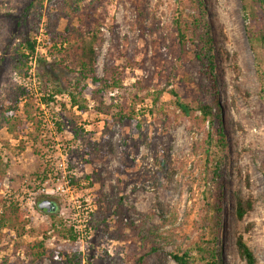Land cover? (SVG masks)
I'll list each match as a JSON object with an SVG mask.
<instances>
[{
	"label": "rangeland",
	"instance_id": "1",
	"mask_svg": "<svg viewBox=\"0 0 264 264\" xmlns=\"http://www.w3.org/2000/svg\"><path fill=\"white\" fill-rule=\"evenodd\" d=\"M73 1L0 0V156L5 169L0 196L18 204L27 224L23 233L0 232V264H52L49 254L56 250H77L81 264H128L126 243L111 237L118 227L113 210L119 201L128 212L125 226L150 214L145 226L160 234L168 229L160 216L175 214L178 245L193 239L208 190L200 177H209L199 149L207 133L218 130L216 120L201 122L195 108L199 98L211 102L199 90L209 80L206 56L213 58L225 139V147L214 153L221 166L219 260L247 264L235 244L243 235L258 264H264V97L256 72L264 51L248 32L256 24L252 15L264 23V0H198L200 5L196 0H83L78 14L71 10ZM29 4L30 15L21 20ZM49 15L60 34L84 22L98 35L95 74L102 82H81L92 90L78 98L83 108L73 106L69 94L76 92V74L56 65L52 73L66 82L57 94L40 74V58L54 64L61 59L49 53L53 43L44 28ZM178 17L200 21L191 27L194 44L186 48L177 41ZM96 20L99 26L92 23ZM24 37L34 39L37 50L30 54L27 75L12 66ZM114 80L121 85L114 87ZM23 89L31 95L33 119L24 110ZM178 101L189 106L188 114ZM131 108L138 131L130 120L116 119ZM43 198L56 202L55 213L38 208ZM238 198L253 202L242 220L236 214ZM99 212L106 213L108 235L90 221ZM62 228L73 230L74 244L58 233ZM39 241L48 254L35 259L29 249ZM175 248H164L149 264H176L170 257Z\"/></svg>",
	"mask_w": 264,
	"mask_h": 264
},
{
	"label": "trees",
	"instance_id": "2",
	"mask_svg": "<svg viewBox=\"0 0 264 264\" xmlns=\"http://www.w3.org/2000/svg\"><path fill=\"white\" fill-rule=\"evenodd\" d=\"M198 0H196L197 2ZM83 0H74L71 3V10L74 14L81 12L80 5ZM135 3L136 1L133 0ZM200 5L201 1L197 2ZM32 4L24 10L25 14L21 17V20H26L30 15ZM137 9L141 12L142 9L137 6ZM53 15L48 16V20L44 23V28L46 34L51 37L49 43H53L49 48V53L52 57L60 56L61 59L56 62H47L45 58H40V65L44 66L41 69V76L45 81H49L52 85V94L63 93L62 87L66 82L61 80V77H55L52 71H56V65H59L63 70H67L70 73L76 74L77 82L75 84L74 90L76 92H69L71 102L73 106L82 107L80 105L79 99L87 93H92L87 84H82L81 82L91 81L93 84H100V80L95 74L96 65V51L95 44L98 35L95 32H91L88 27V23L82 22L78 27H67L66 34H60L56 31L57 24H54ZM90 17V15H88ZM253 20L256 22L254 27L248 28L250 35V40L253 43L259 45V47L264 51V23H260L259 16L252 15ZM26 21L22 23L25 24ZM57 22V21H56ZM93 24L100 25V21H94ZM200 24L198 18L193 22L186 21L182 17L175 19L174 27L177 32V41L182 48H186L189 44H194V40L191 37L190 31L193 24ZM21 24V25H23ZM209 37V34L207 35ZM67 41V46H59L60 43L64 44ZM206 44L204 47H207ZM185 50V49H184ZM36 41L34 39H29L24 37L21 43H19L15 48L16 58H14L12 66L13 69L27 75L29 69V57L30 54H35ZM28 53V54H27ZM211 53V52H210ZM209 61L208 70L205 74L209 75L208 82H201L199 85L200 96L211 98L210 103H203L200 98L195 102V108L200 112L201 116L199 120L201 122H210L211 125L214 124L216 120L218 122V130L215 134L210 132L207 133V138L204 141V145L200 147V151L203 155V171L208 172L209 177H200L204 181V187H208L203 200L205 202L203 212L198 215L199 220L194 221V228L197 234L191 240H183V244L186 248L183 249L182 245H178L179 234L175 231V225L178 222V215L172 214L171 216L161 215L162 223L168 229L163 233H156L153 230L150 231L145 225L148 223V218L150 214L143 215L145 217L135 224L130 222L129 224H123L125 217L128 216L127 208L119 201L116 208L113 210V215L118 217V227L116 232L111 235L114 239L124 241L128 248L126 262L128 264H149V259L158 254L161 250L168 246H175V250L170 253L171 259L176 264H222L219 260V251L217 249L218 244V233L220 229V218L222 217V205H221V192L218 186L220 180V161L215 160L214 153L222 150L225 147V139L222 130V115L221 108L219 107L218 97H217V85L215 81L214 69L212 67L213 58L211 56H206ZM197 59H201V55H197ZM55 61V60H54ZM0 64V68H1ZM2 71H0L1 73ZM257 77L259 81L261 96L264 97V63L257 65ZM108 87H112L110 82H107ZM114 87H119L121 81H113ZM62 86V87H61ZM49 90V89H48ZM173 96L178 99L177 93L172 90L170 92ZM159 95L162 92L158 93ZM20 95L27 97L28 101L24 106V110L29 115L31 107L30 99L31 95L27 90H20ZM19 99H16L18 104ZM184 114L190 112L188 105L182 102H177ZM198 105V106H197ZM13 110V109H12ZM14 111V110H13ZM121 110V115H122ZM120 123H124L125 120H130L132 122V127L135 131L140 128V123L137 120L134 109H127L126 114L122 115L120 118L117 117ZM3 161L0 156V181L4 174ZM205 175V174H204ZM108 205V210L112 209V205ZM237 217L242 220L246 215H248L253 209V202L251 200L244 201L238 198L235 202ZM39 208V207H38ZM40 209V208H39ZM163 211V208L160 209ZM106 213H92L90 221L94 225L93 227L98 230L102 228L104 232L108 235L109 226L106 222ZM26 222L24 220V215L20 210L18 204L12 201H7L0 196V232L5 229L14 230L17 233H23L26 229ZM127 227V228H126ZM129 229L130 232H126ZM59 234L63 236L64 239L69 240L72 244L77 240V236L73 234V230L63 229L58 231ZM70 243V246L72 244ZM236 249L240 258L247 264H258V260L253 250L249 247L248 243L244 239L243 235H239L236 239ZM59 250L50 252L52 264H81V257L79 252L76 250H71L68 254H61ZM29 254L35 259H42L48 254V250L45 248L44 242H35L30 246Z\"/></svg>",
	"mask_w": 264,
	"mask_h": 264
},
{
	"label": "flooded vegetation",
	"instance_id": "3",
	"mask_svg": "<svg viewBox=\"0 0 264 264\" xmlns=\"http://www.w3.org/2000/svg\"><path fill=\"white\" fill-rule=\"evenodd\" d=\"M46 203H49L48 204L49 206L48 205H45ZM41 204H44V206H48L49 207V210L50 211L48 213H50V214L55 213L56 210H57V204H56V202H54L53 200H51V198H43V199H41V200H39L37 202V205H38L39 208H40Z\"/></svg>",
	"mask_w": 264,
	"mask_h": 264
},
{
	"label": "water",
	"instance_id": "4",
	"mask_svg": "<svg viewBox=\"0 0 264 264\" xmlns=\"http://www.w3.org/2000/svg\"><path fill=\"white\" fill-rule=\"evenodd\" d=\"M49 203H46L45 205H48ZM49 206V205H48ZM48 206H44V204H41L40 208L41 210H43L44 212L48 213L50 210H49V207Z\"/></svg>",
	"mask_w": 264,
	"mask_h": 264
}]
</instances>
